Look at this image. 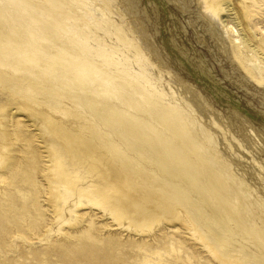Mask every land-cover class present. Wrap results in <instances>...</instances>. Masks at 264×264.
I'll return each mask as SVG.
<instances>
[{"label": "bare ground", "instance_id": "1", "mask_svg": "<svg viewBox=\"0 0 264 264\" xmlns=\"http://www.w3.org/2000/svg\"><path fill=\"white\" fill-rule=\"evenodd\" d=\"M168 2L181 14L189 12L185 0H163ZM147 3L151 8L153 2ZM217 3L198 0L209 33L224 56L264 87V42L236 5ZM141 4L142 0H0V94L9 92L74 118L77 122L68 127L57 115H43L72 159L82 157L104 166L111 186L104 197L117 221L128 217V227L137 233L152 231V239L108 234L100 241L101 236L87 229L88 240L59 244L57 251L67 256L69 246L74 258L87 264H120L137 251L142 264H164L162 254L183 253L189 264L202 259L187 242L191 235L216 263L264 264V145L255 132L253 141L245 130L227 136L230 123L213 109L207 93L169 67L143 21L152 25ZM234 33L236 44L231 41ZM117 38L126 44L121 50L115 47L119 41L113 42ZM181 38L177 31L171 36L173 47L201 75L214 80L205 60L190 52ZM237 46L254 60L247 53L244 58L237 55ZM231 107L230 113L251 123ZM1 126L0 122V150ZM28 162L29 168L35 167V159ZM56 163L50 170L54 179L82 194L73 185L68 165ZM2 164L0 152V169ZM19 167L13 171L18 173ZM0 181L5 192L11 191L9 175L2 177L0 172ZM59 187L47 193L53 215L63 210ZM10 199L17 202L16 193ZM32 206L43 207L36 193ZM88 224L94 228V219ZM182 257L178 260H186Z\"/></svg>", "mask_w": 264, "mask_h": 264}, {"label": "rangeland", "instance_id": "2", "mask_svg": "<svg viewBox=\"0 0 264 264\" xmlns=\"http://www.w3.org/2000/svg\"><path fill=\"white\" fill-rule=\"evenodd\" d=\"M151 1L153 2L151 8L147 0H142L140 8L147 9L152 25L146 18L144 19L142 12L140 16L147 24L151 36L155 37L157 47L165 60L168 61L166 62L169 67L177 68L178 74H181L184 80L196 85L203 94L207 93L213 109L218 110L217 112L225 116L230 123L231 132L227 133L229 138H232L233 132L245 130L250 133L249 141L257 140L253 134L255 132L264 145V87L249 79L237 62H232L224 56L221 47L217 46L215 38L208 31L209 26L201 13L198 0H185L190 8L189 12L182 14L172 2L163 4V0ZM222 2L236 5L237 10H240L242 16L247 19L256 38L264 42V0H218L217 5ZM154 4H157V15L153 8ZM156 16L158 23L155 22ZM155 28L158 30L157 35ZM176 31L180 32L183 45L190 52H194L195 56H201L205 60L212 70L211 76L214 80L201 75V71L194 69L186 58L173 47L171 36ZM120 34L122 33L120 32ZM116 36L113 34L114 38ZM235 36L234 33V37L231 38L234 44L237 43V40L234 39ZM115 40L120 43V45L117 44L118 46L115 44L117 50H121L122 46L126 45L118 38L113 39V42ZM237 47H234L236 54L244 58V54L247 52L240 46ZM247 54L251 56L250 52ZM191 56L192 54L189 57ZM250 58L254 60V56ZM179 61L182 67H180ZM117 63L118 66H121V63L118 61ZM118 66L113 65L112 68L119 71ZM0 105L4 108L0 112L3 133L1 142L3 147L0 150L3 164L0 172L2 177L9 175L12 183L11 191L5 192L4 185L0 181V194H5L4 198H0V264H87L79 261L76 255L74 258L75 250L69 246L65 247L67 256L57 251L60 247L59 244L70 241L81 243L88 240L87 229L93 234L101 236L103 239L100 241H103L108 234L118 235L121 239L131 236L152 239V231L137 233L132 227H128V217H124L119 221L122 224H119L118 218L112 212L111 203L104 197L106 188L111 187L107 182L104 166H99L82 157L72 159L65 142L50 128L51 123L43 120V115L49 114L56 119L57 116L63 118L68 127L72 126V121H76L73 120L74 118L63 116L65 115L63 111L62 114H54L45 105H39L33 100L20 96L9 95V92L0 94ZM230 107L235 108L251 123L244 121L241 116L230 113ZM16 121L18 122L17 126L14 125ZM226 142L224 143L226 144ZM262 154L264 153H260L261 159L264 158ZM32 159H35L36 163L35 167L31 169L28 161ZM57 161L68 165L66 168L68 167L70 170L74 181L73 185L81 188L82 194L72 191L70 187H65L54 179L50 170L56 169ZM17 164H20L18 173L13 171ZM56 186H60V191L63 193V210L57 215H53L52 209L48 207L47 193L54 191ZM94 190L97 192L93 193ZM90 192L92 195L88 196ZM11 193H16L17 202L10 199ZM35 193L38 196V204L43 206L38 207V210L32 206ZM80 202L82 205H78ZM90 218L94 219V228L88 224ZM44 219L45 222H43ZM76 219L74 224L69 225L70 221ZM22 226H24L23 230H21ZM156 229L157 227H154L153 231ZM167 232L168 237L174 240L175 237L171 234L170 229H167ZM70 234L73 235L70 236ZM187 242L192 243L202 256V259L191 260L192 263L189 264H195L194 262L197 261L199 262L196 264H219L210 253L204 251L201 243L194 237L189 235ZM152 246L155 248L153 243L150 247ZM120 253L118 252V254ZM165 254H162L166 259L162 260L164 264L167 262L168 264L172 262L174 264L188 263L183 253ZM178 256H184L182 258L186 260L179 258V261ZM168 257L172 260H167ZM141 258L138 251L130 252V255L120 264H142ZM175 258L176 260H173ZM157 260L159 259L157 258ZM201 260L202 262H200Z\"/></svg>", "mask_w": 264, "mask_h": 264}]
</instances>
